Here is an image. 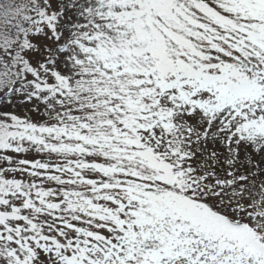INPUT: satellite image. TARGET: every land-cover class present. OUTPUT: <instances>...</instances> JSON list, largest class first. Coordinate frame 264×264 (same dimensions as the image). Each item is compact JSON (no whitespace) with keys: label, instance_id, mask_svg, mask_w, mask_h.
Instances as JSON below:
<instances>
[{"label":"snow or ice","instance_id":"1","mask_svg":"<svg viewBox=\"0 0 264 264\" xmlns=\"http://www.w3.org/2000/svg\"><path fill=\"white\" fill-rule=\"evenodd\" d=\"M0 264H264V0H0Z\"/></svg>","mask_w":264,"mask_h":264}]
</instances>
